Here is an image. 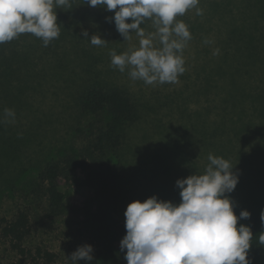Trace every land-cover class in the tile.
Here are the masks:
<instances>
[{
	"label": "rangeland",
	"instance_id": "374dc122",
	"mask_svg": "<svg viewBox=\"0 0 264 264\" xmlns=\"http://www.w3.org/2000/svg\"><path fill=\"white\" fill-rule=\"evenodd\" d=\"M70 2L71 7L54 6L59 35L75 37L93 56L79 50L76 59L68 49L58 61L41 65L35 77L41 85L31 102L36 111L17 128L0 130V220L27 212L31 235L25 246L47 248L56 254L55 264H71L66 257L86 244L78 233V220L69 214L44 218V197L34 192L47 163L82 146L89 119H78L73 98L86 82L120 89L135 102L136 121L127 127L117 156V217L124 225V212L134 200L156 196L178 205L176 180L204 174L209 154L234 166L238 183L225 194L234 214L264 213V0H199L196 8L177 16L191 34L180 53L185 71L175 83L152 85L133 80L128 67L121 72L111 64L110 51L119 55L137 49L140 40L131 30L124 40L112 19L115 10L92 8L86 0ZM197 8L202 15H197ZM140 27L146 36L156 32L150 18ZM92 35L107 44L92 45ZM154 44L160 46L158 38ZM63 67H68L64 75L53 76L56 68ZM72 72H77V81L69 78ZM61 191L66 202L92 195L91 190L76 186ZM255 201L257 205H251ZM15 259L0 238V264Z\"/></svg>",
	"mask_w": 264,
	"mask_h": 264
},
{
	"label": "clouds",
	"instance_id": "9594fccd",
	"mask_svg": "<svg viewBox=\"0 0 264 264\" xmlns=\"http://www.w3.org/2000/svg\"><path fill=\"white\" fill-rule=\"evenodd\" d=\"M199 0H86L97 8L114 11L116 30L124 40L129 30L140 38L139 48L117 55L110 51L111 64L119 71L130 69L133 80L146 84L175 83L183 74L184 59L180 54L191 34L182 21L176 20ZM55 7H71L70 0H0V43L8 42L23 33H31L43 40L44 46L59 37ZM197 8V15H202ZM150 18L155 33L145 35L140 27ZM130 19L128 23L126 20ZM87 37V31L82 32ZM158 38L159 47L154 44ZM94 46L107 42L99 35L89 39ZM205 43L210 41L205 40ZM216 49L214 54H218ZM15 113L5 109L6 117ZM204 174H192L176 180L180 202L158 200L156 196L143 202H130L124 212L126 234L120 241L127 264H250L248 250L252 232L240 225L238 219H247L250 213L242 210L234 214L232 201L226 196L238 183L233 165L222 157L208 156ZM264 221V213L261 216ZM264 243V235L260 238ZM91 245L79 246L69 257L71 264L93 256Z\"/></svg>",
	"mask_w": 264,
	"mask_h": 264
},
{
	"label": "trees",
	"instance_id": "16d2710c",
	"mask_svg": "<svg viewBox=\"0 0 264 264\" xmlns=\"http://www.w3.org/2000/svg\"><path fill=\"white\" fill-rule=\"evenodd\" d=\"M66 34L51 40L47 46L31 33L0 43V130L17 128L23 120H28L29 113L36 111L32 103L38 94L37 86L41 85L35 81L41 65L52 59L58 61L60 56L67 55L68 52L63 51L68 49L71 51L68 54L76 59L79 50L82 55L93 56L79 40L73 37L75 43ZM67 71L68 67L56 68L53 76L61 77ZM69 78L77 81V72H72ZM73 104L79 120L89 119L82 146L76 152H64L47 163L39 173L34 192L44 197V218L53 220L69 214L78 220V233L93 248V259L89 264H127L125 253L120 250L126 229L117 217L120 204L116 191L120 167L117 156L127 127L136 121L135 102L120 89L86 82L76 90ZM5 109L12 110L14 118L6 117ZM65 186L87 188L92 195L88 199L66 202L61 191ZM251 205H257L256 201ZM235 215L239 217L238 212ZM261 216L250 213L249 218L237 222V228L248 226L253 234L247 257L250 264H264V243L260 241L264 235V221ZM30 235L31 222L27 212L21 210L12 219L0 220V238L16 256L12 264H55L57 256L47 248L25 246ZM80 263L85 264L82 260Z\"/></svg>",
	"mask_w": 264,
	"mask_h": 264
}]
</instances>
